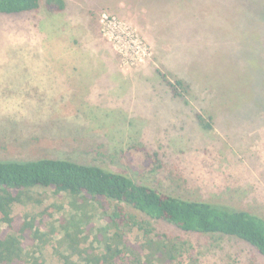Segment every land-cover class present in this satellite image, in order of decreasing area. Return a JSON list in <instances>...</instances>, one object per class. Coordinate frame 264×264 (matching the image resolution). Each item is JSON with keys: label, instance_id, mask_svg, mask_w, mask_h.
Here are the masks:
<instances>
[{"label": "rangeland", "instance_id": "374dc122", "mask_svg": "<svg viewBox=\"0 0 264 264\" xmlns=\"http://www.w3.org/2000/svg\"><path fill=\"white\" fill-rule=\"evenodd\" d=\"M65 1L0 12V159L98 164L264 217V0ZM156 225L199 264H264L236 237Z\"/></svg>", "mask_w": 264, "mask_h": 264}, {"label": "trees", "instance_id": "16d2710c", "mask_svg": "<svg viewBox=\"0 0 264 264\" xmlns=\"http://www.w3.org/2000/svg\"><path fill=\"white\" fill-rule=\"evenodd\" d=\"M45 6L62 10L66 1ZM40 7L41 0H0L1 13ZM168 84L176 96L186 88L182 80ZM160 222L236 237L264 256V217L250 210L182 198L98 164L0 159V264H199L196 247Z\"/></svg>", "mask_w": 264, "mask_h": 264}]
</instances>
